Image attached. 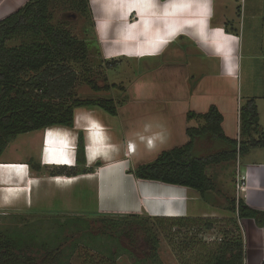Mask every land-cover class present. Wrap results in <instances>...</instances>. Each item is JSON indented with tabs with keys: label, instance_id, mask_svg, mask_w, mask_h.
Here are the masks:
<instances>
[{
	"label": "rangeland",
	"instance_id": "1",
	"mask_svg": "<svg viewBox=\"0 0 264 264\" xmlns=\"http://www.w3.org/2000/svg\"><path fill=\"white\" fill-rule=\"evenodd\" d=\"M79 1L57 0L52 2L50 8L53 24L66 27L78 39L87 43L86 58H80L72 63L78 77L72 89L73 95L81 99L113 98L117 109L116 116L110 115L98 106L76 110V114L79 112L83 120L78 126L75 125L73 132L78 135L82 130L86 144L87 130L84 129L83 113L87 112L100 118L108 127L111 138L118 145L119 157H125L127 133L136 130L137 122L142 119L156 117L155 120L161 127L164 126L163 128L173 138L171 146L167 149L178 147L188 141L186 129L189 125L204 124L198 117L189 120L188 112L205 113L212 104H216L225 117L223 127L226 134L239 142L248 141L249 137L243 135L239 110L241 105L252 98L256 99L258 115L255 120L259 124L258 132H253V136L258 138L264 133V0L239 1L235 10L238 12L240 5L241 15L240 12L230 15L234 23L232 26L237 27L243 40L240 71L235 80L214 77L218 71V60L208 59L202 54L189 51L190 49L183 51L189 45L182 44L181 41L172 45L161 57L106 58L98 40L92 11L89 13L82 10L77 4ZM20 41L14 40L11 44H18ZM114 84L117 87H113ZM189 90L198 91L188 94ZM232 109L236 117L234 125L228 124L229 116L226 114ZM36 146L34 131L19 134L10 140L2 158L25 159ZM197 147L201 154L207 155L218 151L222 146L211 138H205L198 141ZM244 159V156L239 155L234 160L208 166L207 173L216 184L208 199L203 198L196 190L179 188V191L183 192V207L176 203L172 204L175 208H183L184 213L180 216L201 217L208 220L206 223L177 224L173 220L159 221L156 218L165 215L151 214L148 207L140 201L142 199L140 191L138 199L142 204L141 210L139 207L137 211L126 212L121 207L122 202L113 199L108 201L112 209L105 208L99 203L101 209L99 211L96 179H82L69 187L76 188L74 192L69 190L61 197L60 209L56 207L53 211L48 210L47 204V208L43 206L38 211L3 206L7 208H0V231L24 235L29 244L25 251L31 255L40 257L46 248H52L59 243L65 249L74 244V251L68 258L69 264H100V252L111 244L107 235L99 233L105 230L102 219L140 214L148 220L149 226L153 228L160 241L159 260L157 262L149 260L147 264H209L211 257L224 241L240 237L242 223L236 221V215L228 210V207L232 199L241 197L239 193L245 188L242 165ZM247 160L264 161V147H250ZM97 162L103 164L104 160L99 159ZM124 163L126 165L125 161ZM93 165L86 169L96 171V162ZM82 167L78 165L77 172H82ZM85 167H89L88 162ZM125 168L127 170V165ZM58 169L52 168L43 172L51 175ZM71 172L73 171L68 169L62 171L65 175H70ZM110 172L112 176L113 171ZM134 182L139 184L140 181L135 179ZM110 186L108 182L107 191L104 192L105 204L106 198L111 197L108 190ZM114 186L123 189V192L129 187L133 189V185L127 180L123 182L117 179ZM114 194L113 197H117V194ZM76 196L78 199L72 200ZM80 219L87 220L88 225L86 223L80 230L73 224L67 225L68 221L79 222ZM62 223L67 226L60 228ZM208 223L211 224L207 225ZM131 227L125 224L124 230L129 232ZM132 228L134 235H121L119 242L132 250L134 256L141 260L142 252L147 247L146 242L143 234L137 233V227ZM89 231L101 239L97 238L92 244H86L87 241L83 240L82 235L83 232ZM31 237L33 238L30 239ZM135 260L128 254H122L115 260V264H136ZM141 264H145L143 260Z\"/></svg>",
	"mask_w": 264,
	"mask_h": 264
},
{
	"label": "trees",
	"instance_id": "2",
	"mask_svg": "<svg viewBox=\"0 0 264 264\" xmlns=\"http://www.w3.org/2000/svg\"><path fill=\"white\" fill-rule=\"evenodd\" d=\"M53 1L57 0H28L14 13L0 20V158L10 140L19 134L49 127L74 128L78 108L98 106L112 116L117 114L113 98L81 99L73 95L72 89L78 77L72 63L86 58L87 43L78 39L66 27L52 23L50 8ZM77 4L82 10L91 12L90 0H80ZM14 40L21 41L11 44ZM113 87L117 86L114 84ZM239 112L243 135L249 137L248 141L239 142L226 134L223 127L225 117L219 107L212 104L205 113L188 112L189 120L198 117L204 124L187 127L188 141L185 144L165 149L142 163H133L128 172L137 180L157 181L193 189L208 199L210 192L216 188L214 180L207 173L208 166L234 160L239 155L245 156L250 147H264V133L258 138L253 136V132L257 133L259 130V124L255 120L258 115L256 99L252 98L241 105ZM205 138H211L220 144L221 149L211 154H201L197 143ZM76 146L77 165L83 166V171L77 172L78 166L62 167L51 175L63 174L62 171L66 169L73 172L58 176L94 172L86 169L90 167H85L86 140L82 130L78 132ZM100 166L101 162H96V167ZM31 169L40 172L41 165L33 163ZM228 210L236 215L239 224L242 219L250 218L257 225H264V210L252 208L242 197L232 199ZM156 219L173 220L177 224L208 221L201 217L182 216ZM102 222L105 230L99 233L107 235L111 244L100 252V264H115V260L122 254L135 258L136 264H141L142 260L145 264L149 260H159L160 241L145 217L140 214L119 215L117 218L102 219ZM86 223L87 220L80 219L79 222L68 221L67 225L73 224L80 230ZM125 224L136 226L137 233L144 236L147 247L142 252L141 260L119 242V236H133L135 233L132 227L130 233L126 232ZM209 224L211 223L207 225ZM67 225L62 223L60 228ZM240 229V237L224 241L211 257L209 264H247L241 225ZM82 236L87 241L86 244H92L97 238L101 239L90 231L83 232ZM28 246V240L21 233L9 234L0 231V264H69L68 258L75 248L71 244L65 249L59 243L52 248H46L38 257L25 251Z\"/></svg>",
	"mask_w": 264,
	"mask_h": 264
},
{
	"label": "crops",
	"instance_id": "3",
	"mask_svg": "<svg viewBox=\"0 0 264 264\" xmlns=\"http://www.w3.org/2000/svg\"><path fill=\"white\" fill-rule=\"evenodd\" d=\"M27 1L0 0V20L14 13ZM239 1L243 2L242 0H137L134 6L127 7L128 0H91L90 7L98 40L103 47L106 58L112 59L121 56L130 58L161 57L166 54L172 45L181 41L182 44L189 45L183 51L190 49L189 51L202 54L208 59L218 60V71L214 77L221 80H235L240 71L243 40L237 27L232 26L234 23H232L230 15L239 12L241 15L242 7L240 5L238 12L235 10ZM95 2H98V4H95ZM121 2L124 3V7H122ZM153 40H160V46H157L159 51L155 50L157 48L145 51L149 47V41L152 43ZM152 47H154L153 43ZM127 51L131 52L127 53ZM151 51H158V53L151 55ZM197 91L189 90L188 94ZM232 111L233 109L231 112H226V114L229 116L228 124L234 125L236 117ZM83 114L84 123L87 122L88 117H95L87 112ZM98 119L103 126H106L100 118ZM155 119L156 117L154 119L139 120L136 130L127 133L125 157H118L126 162L127 171L130 169L131 164H139L152 159L171 146L173 138L163 128L164 126L161 127ZM53 128L56 127L34 130L37 146L30 151L27 158L7 160L1 156L0 208H7L3 206H9L13 209L23 207L38 211L39 208L46 207L47 204L48 210L52 209L51 211H53L56 207L60 209L61 197L66 192L76 190V188H69L75 184L66 187L64 183H58L54 179L76 178L83 174L58 176L65 174L50 175L43 172L47 169L60 168L57 166L60 164L49 165L45 164L43 160L47 133H52ZM106 128L108 129L107 126ZM62 129L64 130L62 135L53 134L52 147L56 151H66L68 158L73 159L71 164L62 165L68 168L77 167L75 152L77 135L73 132V128L62 127ZM247 155L244 156L245 159L242 164L245 173V188L239 195L252 208L264 210V161L247 160ZM33 163L41 165L40 172L31 169ZM13 164H16V166L13 167ZM20 166L22 168H19ZM88 166L91 167L92 165L88 164ZM102 168H105L104 163L97 168L96 172L92 173H99ZM124 172L135 180L132 174L127 173L126 170ZM139 181V184H135L137 191L141 192L142 186L150 191L154 207L153 210L148 208L151 214L180 216L184 213L182 208L184 204L183 192L179 191V188L183 187L157 181ZM76 198L78 199V196L72 200L75 201ZM98 200L100 211L99 203L101 206L102 203L101 199ZM58 202L60 204H57ZM172 203L179 204L182 207L174 209ZM139 205L141 210L142 204L139 203ZM168 207L175 211L169 210ZM171 211L174 212V215H171L173 214ZM241 223L244 234L246 263L262 264L264 262V225L259 226L255 220L250 218L242 219Z\"/></svg>",
	"mask_w": 264,
	"mask_h": 264
},
{
	"label": "bare ground",
	"instance_id": "4",
	"mask_svg": "<svg viewBox=\"0 0 264 264\" xmlns=\"http://www.w3.org/2000/svg\"><path fill=\"white\" fill-rule=\"evenodd\" d=\"M136 1L137 0H134V1L128 0V3H126L128 5H126V6L127 7L134 6ZM121 3H122V7H124L125 6L124 3L123 2H121ZM95 4H98V2H95ZM152 43L154 44V47H152ZM152 43L149 41V47H147V49H145V51H148L151 48H154V49L157 48L155 50H158L159 47H157V46L158 45L160 46V44H159L160 40H153ZM158 51H151V55L157 54ZM130 52L131 51H127V53H130ZM81 118H82V116L78 112V114L76 116L77 126H78V124H81V120H83ZM84 126H86L84 129L87 130V148H86V150H87L88 164L93 165L99 159H102V160H104L105 168L100 169L99 173H90V174H86V175L83 174V175L76 177V178H64V177L63 178H56V179H54V181H56L58 183H64L67 187V186H72V185L78 183L82 179H96V181H97V184H96L97 185V193H98V197H99L98 199H101L102 206H104L105 208H108V209H112V207L109 206L108 201L109 200L112 201L113 199H117V200L122 202L123 206H121V207H123V209L126 212L127 211H133V210L137 211L139 209V206H140L139 203L140 202L138 199V191H137V188H136V185L134 182L135 180H133L132 176L126 175V173L124 172L126 170V168H125L126 165H125L124 161H122L121 159L118 158L119 156H117V154H118L117 145L114 143L113 139L111 138L110 133L108 132V129L106 128V126H103L101 121L96 117H93V118L88 117L87 122H85ZM54 133H55V130H53L52 133L51 132L47 133V138H46L47 141H46L44 157H43L44 163L49 164V165L50 164H60L57 166H62V164H71L73 162L72 161L73 159L71 160V158H68L66 151L65 152L56 151L52 147V144L54 142V139H52V137H53ZM142 147H144V146H142ZM162 147H163V144H162ZM149 156H150V154H149ZM74 162H75V155H74ZM12 166L15 167L16 164H13ZM110 171H113L112 176H110V174H111ZM117 179L121 180L123 182H125V180H127L128 182H130L133 185L134 190L130 189V187H129V188H126V190L123 192V189L115 187L114 184H115ZM108 182L111 184V186L108 189L111 197L108 196L106 198V204H105V202H103L104 197H105L104 192H105V190L107 191V183ZM119 187H121V186H119ZM149 192L150 191L147 188L142 186V191H141L142 200H140V201L143 202L142 204H144L145 206H147L148 208L153 210L154 207L152 204V197H151ZM113 194L114 195L117 194V197H113ZM126 195H127V197H126ZM168 208H169V210L175 211V210L171 209L170 207H168ZM174 209H175V207H174ZM172 213L173 214H171V215H174V212H172Z\"/></svg>",
	"mask_w": 264,
	"mask_h": 264
},
{
	"label": "clouds",
	"instance_id": "5",
	"mask_svg": "<svg viewBox=\"0 0 264 264\" xmlns=\"http://www.w3.org/2000/svg\"><path fill=\"white\" fill-rule=\"evenodd\" d=\"M53 130H55L56 135H62L64 133V130L62 129V127H56V128H53Z\"/></svg>",
	"mask_w": 264,
	"mask_h": 264
},
{
	"label": "water",
	"instance_id": "6",
	"mask_svg": "<svg viewBox=\"0 0 264 264\" xmlns=\"http://www.w3.org/2000/svg\"><path fill=\"white\" fill-rule=\"evenodd\" d=\"M87 148V147H86ZM44 149H45V146H44ZM86 156H87V150H86ZM101 167V166H100ZM127 173H129L128 171H127ZM130 174V173H129ZM78 176V175H77Z\"/></svg>",
	"mask_w": 264,
	"mask_h": 264
},
{
	"label": "built area",
	"instance_id": "7",
	"mask_svg": "<svg viewBox=\"0 0 264 264\" xmlns=\"http://www.w3.org/2000/svg\"><path fill=\"white\" fill-rule=\"evenodd\" d=\"M47 133V132H46ZM19 168H22L21 166Z\"/></svg>",
	"mask_w": 264,
	"mask_h": 264
},
{
	"label": "flooded vegetation",
	"instance_id": "8",
	"mask_svg": "<svg viewBox=\"0 0 264 264\" xmlns=\"http://www.w3.org/2000/svg\"><path fill=\"white\" fill-rule=\"evenodd\" d=\"M95 164V163H94ZM94 166V165H93ZM115 213V212H114Z\"/></svg>",
	"mask_w": 264,
	"mask_h": 264
}]
</instances>
